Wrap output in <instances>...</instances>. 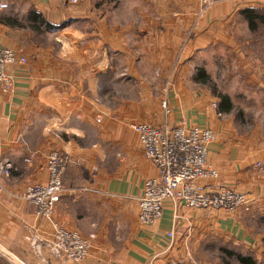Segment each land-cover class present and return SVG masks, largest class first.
<instances>
[{
  "label": "crops",
  "instance_id": "crops-1",
  "mask_svg": "<svg viewBox=\"0 0 264 264\" xmlns=\"http://www.w3.org/2000/svg\"><path fill=\"white\" fill-rule=\"evenodd\" d=\"M214 1L200 12L198 0H151L152 12L135 11L140 21L111 24L92 0H0L8 7L0 11V48L27 58L14 70V91L0 88V160L12 165L0 178V264H233L227 245L238 249L235 264L239 257L264 264V231L249 224L264 212V148L239 139L227 111L197 81V61L215 45L242 57L231 45L234 33L264 25V2ZM32 12L61 27L45 32L50 41L43 45L23 25ZM183 122L216 135L208 162L217 181L197 185L248 194L251 212L175 209L169 201L158 224H139L138 197L157 170L129 127ZM54 149L70 163L49 221L35 217L21 196L28 184L46 181V155ZM51 222L90 240L84 261L56 259L43 245L36 256L27 237L51 241Z\"/></svg>",
  "mask_w": 264,
  "mask_h": 264
},
{
  "label": "built area",
  "instance_id": "built-area-1",
  "mask_svg": "<svg viewBox=\"0 0 264 264\" xmlns=\"http://www.w3.org/2000/svg\"><path fill=\"white\" fill-rule=\"evenodd\" d=\"M71 5L77 0H67ZM264 2V0H262ZM211 0H201L203 8L210 6ZM7 3H0V11L7 9ZM22 54L0 48V88L12 93L15 84V69L26 65ZM215 107V105H214ZM163 113L169 112L168 101L161 104ZM99 122V121H98ZM130 130L138 135L145 159L154 165L157 177L145 181L138 197V222L142 226L153 227L162 218L164 205L171 202L176 209L213 211L232 214L237 210L251 212L252 199L245 193L220 186L200 188L201 181H217L218 172L208 162L210 145L216 135L207 127L189 126L183 123L156 127L146 123L130 125ZM32 155L25 161L30 162ZM70 163L69 157L56 150L47 154L45 168L47 179L44 183L28 184L21 196L33 208V215L52 221V214L63 190L62 175ZM12 171L9 161L0 160V178ZM3 189L0 186V196ZM52 223L54 236L51 241L37 237H27L36 256L41 257L42 245L54 258L81 263L87 257L90 240L82 238L78 232L69 231L60 224ZM174 233L167 237L171 241ZM90 235V239L94 238Z\"/></svg>",
  "mask_w": 264,
  "mask_h": 264
},
{
  "label": "rangeland",
  "instance_id": "rangeland-1",
  "mask_svg": "<svg viewBox=\"0 0 264 264\" xmlns=\"http://www.w3.org/2000/svg\"><path fill=\"white\" fill-rule=\"evenodd\" d=\"M170 1L164 0L167 5L173 4H170ZM198 1L200 12H204L216 2L211 0V5L203 8L201 0ZM151 3V0H92L91 2L92 9L96 12L103 11L111 24L124 20L140 21L135 11L141 9L150 13L153 11ZM27 24L28 22L23 25L27 27ZM53 32L55 35L57 31ZM238 32L239 35L236 36L234 33L235 42L231 45L240 50L242 57L229 46L215 45L210 49L209 54H204V58L197 61L199 67L197 81L201 82L203 86L201 88L214 98L218 105H222L224 97L227 98L230 107L226 114L232 119L231 130L235 131L239 139L260 142L264 148V25L258 24L255 30L250 29L245 32L241 29ZM31 33L33 42L42 44L50 41V38L44 33L35 31H31ZM54 44H56L55 41ZM213 55L211 60L210 57L212 58ZM201 71L205 76L199 75ZM64 87L69 88L67 85H59L61 92H65ZM73 91L79 94L83 90L77 84L73 85ZM217 104H215V108ZM54 150L48 151L47 154ZM56 151L63 153L59 150ZM257 166L261 168V164H257ZM249 224L258 227L261 232L264 231V212L260 216L251 217ZM225 249L223 253L227 252L228 260L235 264L238 249L229 245ZM262 255L261 258L264 262V253Z\"/></svg>",
  "mask_w": 264,
  "mask_h": 264
},
{
  "label": "trees",
  "instance_id": "trees-1",
  "mask_svg": "<svg viewBox=\"0 0 264 264\" xmlns=\"http://www.w3.org/2000/svg\"><path fill=\"white\" fill-rule=\"evenodd\" d=\"M29 20H30V24H27V26L29 25V29H31V31L33 32L35 31L37 33H45V32L56 31L61 28L60 26H54L52 24L45 22L43 19H41L39 14H36V12H32L30 14ZM199 75L205 76L202 71L199 73ZM222 101L223 102H222L221 108L224 109L225 111H228L230 105L228 104L227 98L224 97ZM239 260L242 264H252V260H250V258L248 257H239Z\"/></svg>",
  "mask_w": 264,
  "mask_h": 264
}]
</instances>
